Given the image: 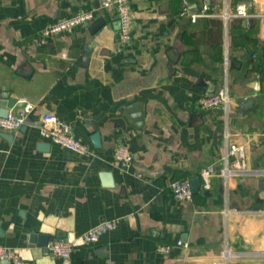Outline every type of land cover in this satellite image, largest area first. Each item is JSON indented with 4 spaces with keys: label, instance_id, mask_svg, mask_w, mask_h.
Returning <instances> with one entry per match:
<instances>
[{
    "label": "crops",
    "instance_id": "crops-1",
    "mask_svg": "<svg viewBox=\"0 0 264 264\" xmlns=\"http://www.w3.org/2000/svg\"><path fill=\"white\" fill-rule=\"evenodd\" d=\"M185 1L127 0L124 42L117 10L104 0H0V101L7 94L15 112L33 104L24 128L0 126V246L23 264H211L226 249L230 264H264V18L253 15L257 1L251 16L229 19L223 14L237 0H187L183 11ZM205 3L209 15L195 17ZM80 12L94 19L41 35ZM224 86L228 106L199 105ZM46 112L67 120L92 152L43 136ZM231 143L244 147L247 171L226 177ZM118 144L133 152L129 167L115 160ZM180 180L190 181V199L174 196ZM112 218L116 228L83 241L90 226ZM39 234L50 236L48 245ZM57 238L75 242L70 259L50 252Z\"/></svg>",
    "mask_w": 264,
    "mask_h": 264
},
{
    "label": "built area",
    "instance_id": "built-area-1",
    "mask_svg": "<svg viewBox=\"0 0 264 264\" xmlns=\"http://www.w3.org/2000/svg\"><path fill=\"white\" fill-rule=\"evenodd\" d=\"M257 1L259 7L253 15L264 18V0H237L236 8L233 11L226 10L224 17L229 19L231 17H249L252 14L249 8ZM104 5L108 9H115L119 15L122 40L127 42L130 40L131 31V12L127 0H104ZM209 4L205 3L202 6V12L195 15L205 16L209 15ZM94 15L92 12H80L66 18L58 19L55 22L48 24L41 31L44 37H51L61 32L71 30L77 26L87 25ZM230 101V93L228 86H224L221 90L203 95L199 98V105L202 108H211L217 105L228 106ZM33 108V104L26 102L24 106L18 111H9L5 116L0 112V126L7 130H18L22 125L29 121V113ZM40 132L50 141L68 148L80 154H90L91 147L76 137L72 130L71 124L59 117L53 112H46L42 116L40 123ZM115 160L123 167H129L134 160L133 152L130 147L125 144H118L115 149ZM226 165L223 168V174L227 177L231 174H241L247 171V163L245 159V151L242 145L237 143L229 144L225 155ZM215 170L214 165L203 168L200 176L203 180ZM174 196L179 199H190L192 197V190L189 180H180L172 183ZM228 214V210H226ZM119 223L118 218L102 220L85 230L82 234V239L85 243H97L102 234L106 231L117 227ZM178 244H182L181 241ZM76 244L73 240L67 238H57L49 246L50 252L61 258L70 259L75 250ZM157 249L161 252H169L171 244H158ZM231 252L226 249L221 258L213 261L211 264H230ZM0 258L5 260H12L16 264H23L24 262L19 257L18 252L7 246H0Z\"/></svg>",
    "mask_w": 264,
    "mask_h": 264
},
{
    "label": "water",
    "instance_id": "water-1",
    "mask_svg": "<svg viewBox=\"0 0 264 264\" xmlns=\"http://www.w3.org/2000/svg\"><path fill=\"white\" fill-rule=\"evenodd\" d=\"M104 24V21L101 20L99 21L98 23L94 24L91 28L92 32L95 33L99 30V28L101 27V25ZM92 50H93V46L90 45L87 50H86V53H85V56H84V62L83 64L87 65L88 62H89V59H90V55L92 53ZM7 99H8V95H4L2 100L0 101V106L2 107V112L1 114L3 116H5L8 112H9V109L7 107ZM136 106H139V105H136ZM135 106V107H136ZM134 120L137 122L138 125H141L142 124V113L138 112L136 113L135 116H133ZM25 125H22L20 127L21 128H24ZM91 139H92V142H93V145L95 147H100L101 146V137H100V133L98 131L94 132L91 136ZM191 185H192V189H193V192L196 193L200 187V177L199 176H194L192 179H191ZM2 236V234H0ZM34 236H32V239H33ZM49 239H50V236L48 234H39L37 236V242L39 245H42V246H46L48 245L49 243Z\"/></svg>",
    "mask_w": 264,
    "mask_h": 264
},
{
    "label": "trees",
    "instance_id": "trees-1",
    "mask_svg": "<svg viewBox=\"0 0 264 264\" xmlns=\"http://www.w3.org/2000/svg\"><path fill=\"white\" fill-rule=\"evenodd\" d=\"M181 9L185 11L187 9V3L183 2Z\"/></svg>",
    "mask_w": 264,
    "mask_h": 264
},
{
    "label": "rangeland",
    "instance_id": "rangeland-1",
    "mask_svg": "<svg viewBox=\"0 0 264 264\" xmlns=\"http://www.w3.org/2000/svg\"><path fill=\"white\" fill-rule=\"evenodd\" d=\"M186 1H187V0H186ZM186 1H185V2H186Z\"/></svg>",
    "mask_w": 264,
    "mask_h": 264
}]
</instances>
